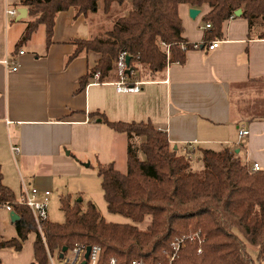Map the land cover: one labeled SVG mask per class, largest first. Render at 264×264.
Returning <instances> with one entry per match:
<instances>
[{
	"label": "trees",
	"instance_id": "1",
	"mask_svg": "<svg viewBox=\"0 0 264 264\" xmlns=\"http://www.w3.org/2000/svg\"><path fill=\"white\" fill-rule=\"evenodd\" d=\"M100 3L105 14L115 4L128 9L105 38L73 42L76 49L69 61L83 54L99 56L80 79L78 92L97 73L99 83L117 82L115 62L122 53L131 58L125 71L129 85L160 81L169 64H184L193 46L183 36L180 5L210 9L205 22L212 27L211 42L221 38L223 23L238 9H244L250 35L264 38V30L255 25L258 20L264 24V0H19L17 6L26 7L29 17L35 18L28 22L18 47L44 26L48 50L60 13L74 9L77 16H88L98 11ZM183 44L187 50H182ZM91 119L128 138L126 173L114 163L99 165L97 171L109 212L133 225L109 224L94 204L84 208L81 200L68 195L60 199L64 223L45 221L41 234L31 210L15 204L4 187L0 170V204L13 205L20 218L18 237L1 243V248L20 251L35 233L33 264H49L48 252L59 256L65 247L72 250L77 244L100 246L99 264L112 259L119 264H169L174 245L184 240L185 247L172 264H264V170L253 172L244 155L230 147L172 146L168 134L151 122L114 123L99 113ZM147 219V231L140 230ZM251 251H256L257 261Z\"/></svg>",
	"mask_w": 264,
	"mask_h": 264
},
{
	"label": "crops",
	"instance_id": "2",
	"mask_svg": "<svg viewBox=\"0 0 264 264\" xmlns=\"http://www.w3.org/2000/svg\"><path fill=\"white\" fill-rule=\"evenodd\" d=\"M18 3L0 0V170L15 202L24 188L55 191L61 197L72 188L85 194L91 169L110 164L111 152L123 145L127 155V136L91 119L96 113L114 123L151 122L177 148L230 147L244 155L250 168L259 164L264 170V119L256 117L264 92H248L250 85L264 83V38L250 35L244 9L242 16L223 23L219 48L208 51L212 30L206 29L205 18L210 9L204 7L192 19L191 7L180 5L183 36L200 46L186 52L184 64H169L160 81L135 82L141 84L140 92H119L120 79L93 80L78 92L80 79L99 57L83 54L69 61L73 42L97 37L90 19L104 13L103 6L88 16H77L74 9L60 13L47 50L45 27L44 41L35 43L39 27L18 47L35 18L28 12L19 20V10L26 7ZM11 9L18 11L16 17L7 15ZM8 58L18 71L7 70ZM242 131L249 134L240 137ZM72 198L83 201L79 195ZM6 204H0V244L18 237ZM36 239L30 234L20 251L0 247V264H33Z\"/></svg>",
	"mask_w": 264,
	"mask_h": 264
},
{
	"label": "rangeland",
	"instance_id": "3",
	"mask_svg": "<svg viewBox=\"0 0 264 264\" xmlns=\"http://www.w3.org/2000/svg\"><path fill=\"white\" fill-rule=\"evenodd\" d=\"M100 5H102L100 3ZM128 7L125 5H118L115 4L113 8L111 9L109 14L101 13L98 14L97 17L91 18V29L94 32L95 31V36L97 35L96 38L103 39L107 36L108 31L113 27L114 22L122 17L124 13H126V10ZM17 24V23H16ZM256 27H258L260 30H264V24L261 22V20L256 21L255 23ZM26 27V25H24ZM45 28L44 26L40 27V29L37 31L35 35V43L36 45L39 44V41L45 39ZM98 56V55H97ZM99 57V56H98ZM116 63V62H115ZM116 66V65H115ZM249 93L260 95L264 92V83H257L254 85H250L248 89ZM256 117H264V106L263 109L258 110L256 113ZM125 138V137H124ZM124 139L122 138V141ZM124 143V141H123ZM113 155V158L110 162L115 164V167L118 171L121 173H126L127 171V155L125 151L124 145L122 148L115 149L114 152H111ZM140 158L142 160L145 159L144 155H140ZM108 165V164H107ZM198 166V164H195ZM92 175L87 179L88 181V190L84 193L78 192L75 188H72V191H67L65 193V196L70 193L74 197H81L83 199L82 205L84 208L88 207V204H94L98 211L100 212L101 216L103 219L109 223V224H128V225H133V221L121 216V215H115L109 212L107 203L105 201L104 197V192L102 189V181L101 178L98 175L97 169H91ZM95 170V171H93ZM71 184H73V181H71ZM53 194L49 198V205H48V219L51 223H64L65 217L63 212L61 211V194L53 191ZM81 195V196H80ZM150 225V221L147 219L143 224L139 226L140 230L142 231H147L148 226ZM251 257L253 260L257 261V254L256 251H251L250 252Z\"/></svg>",
	"mask_w": 264,
	"mask_h": 264
},
{
	"label": "built area",
	"instance_id": "4",
	"mask_svg": "<svg viewBox=\"0 0 264 264\" xmlns=\"http://www.w3.org/2000/svg\"><path fill=\"white\" fill-rule=\"evenodd\" d=\"M7 15L10 17H16L18 15V11L16 9H11L7 11ZM211 25L207 24L206 29H211ZM221 44V40H215L211 42L208 45V51H213L217 48H219ZM193 49H199V45H192ZM182 50H187V45L183 44ZM21 54L23 52H20ZM126 54L122 53L118 60L116 61L115 65L118 70V75L120 77V81L117 83V89L119 92H140V83H134L133 85H129L126 80L125 71L127 68L126 65ZM4 65L7 68L9 72H16L18 71V65L16 62H14L12 59H6L4 61ZM100 79V73L95 74L94 80ZM249 134L248 131H242L240 132V137L247 136ZM15 151H18V149H14ZM253 172H257L261 170V167L259 164H254V166L251 168ZM51 192L45 191L43 194L36 189H28L24 188L21 198L18 202H15V204L19 206H26L28 207L32 215L34 217V220L37 224V227L39 231L42 234V225L45 221H48V205H49V198H50ZM9 212L13 211V205L6 204L5 206ZM196 237V236H195ZM194 237V238H195ZM184 240L182 242H179L174 245L175 253L170 258L169 264H172L175 258L177 257V254L181 248H184L185 245L183 244ZM90 247V253L89 258L86 259L85 255L87 252V248ZM202 250H199V253H201ZM102 248L98 245L93 246H86L83 244H77L72 250H68L63 258H59V256H53L48 252V258H49V264H83V262L86 261V264H99V260L101 257ZM109 264H119L115 259H112ZM134 264H142V262H136Z\"/></svg>",
	"mask_w": 264,
	"mask_h": 264
},
{
	"label": "water",
	"instance_id": "5",
	"mask_svg": "<svg viewBox=\"0 0 264 264\" xmlns=\"http://www.w3.org/2000/svg\"><path fill=\"white\" fill-rule=\"evenodd\" d=\"M200 13H201L200 10L193 9V8L190 9V11H189V15H190V17H191L192 19H196L197 16L200 15ZM19 14H20V16H19V20H23V19L27 18L28 10H27L26 8H21V9L19 10ZM242 14H243V9H238V10L235 12V16H236V17H240V16H242ZM130 61H131V58H130V57H127V58H126V65H127V67L130 65ZM237 152H238V151H237ZM19 219H20L19 216H18L15 212H12V213H11V220H12V222H17ZM90 249H91L90 247L87 248V252H86V255H85V258H86V259L89 258ZM67 251H68V248L65 247V248L63 249V251L61 252V254L59 255V258H63V257H64V254H65ZM83 264H86V261L83 262Z\"/></svg>",
	"mask_w": 264,
	"mask_h": 264
}]
</instances>
